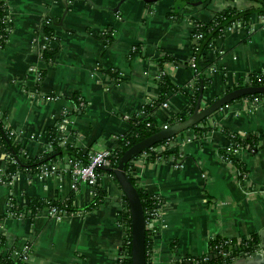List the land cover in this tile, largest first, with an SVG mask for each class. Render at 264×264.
Listing matches in <instances>:
<instances>
[{
  "label": "crops",
  "instance_id": "obj_1",
  "mask_svg": "<svg viewBox=\"0 0 264 264\" xmlns=\"http://www.w3.org/2000/svg\"><path fill=\"white\" fill-rule=\"evenodd\" d=\"M189 1L193 4L6 0L10 33L0 49V118L21 137L22 155L35 158L47 152V133L56 125L65 145L82 154L108 151L130 130V118L157 99L155 82L165 54L185 67L167 66L164 72L187 95L192 92L194 71L187 64L196 23H210L228 9L258 7L251 0ZM47 22L53 26V38L44 34ZM47 47L56 49L48 62L43 58ZM206 57L209 62L202 67L210 87L203 96L205 106L230 88L264 77L260 16L226 30ZM187 95H171L155 112L158 128L186 113ZM208 126L212 130L204 137L191 130L177 136L179 142L190 139L179 155L171 153L162 161L141 155L134 162L139 187L162 205V221L152 235L151 264H195L210 253L214 240L228 239L240 247L254 236L259 238L254 253L223 264H264V101L237 100L212 115ZM226 133L258 138L257 152L246 149L238 157L245 180L243 170L219 157L221 149L231 146ZM175 158L181 160V169L175 168ZM68 160H60L59 170L48 178L20 173L12 186L0 184V238L6 241L1 250L20 261L28 247L25 264H119L127 239L122 223L128 210L125 196L112 176L103 174L99 186L106 198L92 206L93 189L84 184L74 188ZM4 164L0 148V167ZM70 199L74 212L61 221L49 218L46 209L26 214L32 200L65 205Z\"/></svg>",
  "mask_w": 264,
  "mask_h": 264
},
{
  "label": "trees",
  "instance_id": "obj_2",
  "mask_svg": "<svg viewBox=\"0 0 264 264\" xmlns=\"http://www.w3.org/2000/svg\"><path fill=\"white\" fill-rule=\"evenodd\" d=\"M157 0H148V5H152ZM258 4L257 8H251L245 11H238L236 9H228L220 14H218L213 21L210 23H196L195 32H194V41L193 45V55L196 58L197 65L196 69L193 71V82L192 87L193 90L190 94L187 95L185 88L182 86H177L173 84L168 75L166 74L163 77H160L156 80L155 85L159 89V95L157 99H151L149 103L144 107L141 114L135 115L130 118L131 128L130 130L117 138L114 145L109 149L111 153V161L113 165V169H116L120 159L123 157L125 152L135 146L136 144L142 142L143 140L159 133L162 129L157 127V124L154 119L155 112L164 104L167 103L169 97L173 94H184L189 98V106L184 115L180 114L171 118L167 121V126H173L177 123L184 122L188 120L190 117L195 115L197 104L200 98L201 91L203 90V96L205 91L210 87V81L206 78L204 74V68L202 64H208V59L206 57V51L209 50L215 43V41L221 38L226 29L232 26V24L237 22H242L245 25H248L252 19L254 14L259 16L264 15V0H251ZM185 5H191L189 0H184ZM4 3L0 0V34L2 36H9L10 26L6 25V13L3 7ZM44 34L48 38L54 37L53 26H47L44 29ZM200 37V38H199ZM56 53V49L51 47H47L43 53V58L46 62H48L53 55ZM181 61L175 58L171 54H165L159 60V67L161 71H164L167 66H175L180 65ZM189 65V63L187 64ZM252 86V87H264V77H253L250 79V82L243 85H239L238 87H234L233 89H228L226 94L235 91L239 88ZM225 94V95H226ZM242 99L247 100H255L258 99L260 101H264V94H255L251 96L244 97ZM217 100V99H216ZM215 100V101H216ZM212 104V103H210ZM208 105H203V99L201 103V109L208 107ZM64 117L60 119L59 123L63 121ZM208 119H204L200 123H198L191 131L194 132L196 137H204L210 132L212 129L208 126ZM58 126L49 129L48 131V141H49V150L45 152L43 155L35 158H29L27 156L22 155V144L23 141L20 136L17 134H12L11 130L8 129L1 121L0 118V148L2 153L5 156V171L6 175L10 176L16 173H23L29 176H35L41 169L42 166L48 164H54L58 161L62 160L65 157L72 159L73 161H80L84 164L88 163V155L82 154L79 150L75 149L73 146L66 145L65 147L61 145L63 140V135L58 132ZM226 135L231 140V147L235 145H242L244 147H248L249 151L255 153L257 152L261 146L258 142V138L256 137H240L238 135L232 133H226ZM169 140L164 141L155 145L151 149H156L160 147H166ZM149 149L147 152H150ZM230 147L221 149L219 151V157L221 160L226 161L227 158H232L233 152L229 150ZM179 155L178 151L169 152L165 151L163 156L167 157L170 154ZM138 159L135 158L133 161L129 162L126 166V175L132 185L135 187L137 194L140 198V202L143 209V215L145 222L147 223L150 220V213L156 203L154 200L155 197L149 195L145 190L139 187L137 178L133 175L134 172V162ZM235 167H237L240 171L243 170L241 163L232 162ZM98 173L100 175L108 174L112 176L114 181L118 184V181L115 179L114 170H104L102 168L98 169ZM97 196L93 200L92 206H99L106 198V193L102 188L98 185L96 187ZM126 200V198H125ZM57 206L60 209H63L64 206L59 201L45 202L32 200L28 206V209L31 211L33 215H37L41 213L48 206ZM67 208L68 211L74 212L72 208V199L68 201ZM122 223L124 224L127 232V238L129 241V255L131 256V214L128 210L125 211L122 215ZM5 238H0V264H24L22 261H13L10 255H4L1 250V247L5 244ZM216 242H212L211 246H213ZM259 243V238L254 236L252 241L246 242L242 244L240 247L233 248V255L228 259H221L220 256L214 252L210 251L204 257L198 259L199 264H223L224 261L226 263H230L232 259H235L239 255H244L245 253H254L256 251L257 244ZM153 240L152 233L146 229L145 235V246H146V255H147V264H148V251L152 248ZM207 259L204 261V259ZM131 259L126 260L125 264H130ZM178 264H186V262H181Z\"/></svg>",
  "mask_w": 264,
  "mask_h": 264
},
{
  "label": "built area",
  "instance_id": "obj_3",
  "mask_svg": "<svg viewBox=\"0 0 264 264\" xmlns=\"http://www.w3.org/2000/svg\"><path fill=\"white\" fill-rule=\"evenodd\" d=\"M4 5V11L6 13V25L9 26V21H8V17H7V4H6V0H1ZM261 20L264 22V15L260 16ZM243 23L242 22H237L232 24V26H230L229 28H227L226 30H232L234 29L237 25L241 26ZM47 25L49 26V22H47ZM196 28V27H195ZM200 38V37H199ZM8 41V37L7 36H2L0 34V49L3 48V46L7 43ZM190 67L194 70L196 69V65H197V61L196 58L194 57V55L192 54V57L190 59L189 62ZM166 73L164 71H161V74L159 76L163 77L165 76ZM254 101H259L258 99H255ZM83 106V104H82ZM126 119L128 120V118L126 117ZM167 127V126H165ZM59 132L62 133L61 129L59 128ZM12 134H14L13 132H11ZM63 135V140H62V146H66V141H65V137L64 134ZM190 141V139H187L186 141L181 140L180 142L176 140V137L169 140L167 146L164 147H160V148H156V149H151L150 152H145L142 155L145 157V159L148 160H154V161H162L163 158L165 156H163L165 151H169V152H174V151H178L180 153V149H182L185 146V142L188 143ZM232 152H233V156L232 158H227L226 161L229 163L232 162H240L239 160V155L242 151H245L246 149H248V147H244L242 145H235L234 147L229 146ZM249 150V149H248ZM22 152L23 149H22ZM24 155V154H23ZM111 153L108 150H103V151H97L92 153L91 155H89L88 158V163L84 164L80 161H73L72 159L68 160V169H69V173L70 176L75 184L74 188L77 189V185L80 184H84V185H88L89 187H91L93 189V194L96 197L97 196V192H96V187L99 185V181H100V174L98 173V169L100 168H109V169H113V165H112V161H111ZM60 161H58L57 163L54 164H48V165H44L41 167L40 171L36 174V176H38L41 179H45L48 178L52 175H55L56 172L59 170V165H60ZM183 166L181 164V160H179L178 158H175V168L176 169H181ZM245 171H242V179L245 180L247 179V174L244 173ZM19 172L13 175H6V171H5V165L0 167V184L1 185H7V186H12L14 183V179H16L19 176ZM134 175V172H133ZM94 197V198H95ZM154 200L156 201L151 213H150V220L146 223V229L148 231H150L152 233V235H154L155 233H157V225L158 223L160 224L162 221V205H161V201L158 198H154ZM64 206L63 209H60L57 206H48L46 208V214L48 215L49 218L54 219L56 221H61L62 219H64L67 215L71 214L70 211H68L67 205L62 204ZM30 213L31 211L28 210V212L26 214ZM17 217L22 218L23 217V213H18ZM153 237V236H152ZM213 242H216L213 246H211V250L216 252L221 259H226V258H231L233 255V248L235 246V243H233L231 240L228 239H220V240H214ZM132 245V244H131ZM128 246H129V241L128 238L126 239L125 242V246L123 247V252L120 256L119 259V264H125L126 260L131 259L132 256L129 255V250H128ZM152 249V248H151ZM151 249L148 251V264L152 263V252ZM252 253H245L244 255H251ZM29 258V248L25 247L22 251V253L19 255L18 259L20 261H22L24 264L28 261ZM207 260L206 258L204 259V261ZM195 264H199V261H194ZM132 264V260L131 263Z\"/></svg>",
  "mask_w": 264,
  "mask_h": 264
},
{
  "label": "water",
  "instance_id": "obj_4",
  "mask_svg": "<svg viewBox=\"0 0 264 264\" xmlns=\"http://www.w3.org/2000/svg\"><path fill=\"white\" fill-rule=\"evenodd\" d=\"M181 67H185L182 63ZM264 94V87H252L246 86L232 91L222 97L218 98L208 107L201 109V103L203 99V90L201 91L200 98L197 104L196 113L188 120L177 123L170 127H164L162 130L136 144L125 152L120 159L116 169L102 168L110 171L114 170L115 179L118 181L126 201L128 203L129 211L131 214V260L132 264H147L145 235H146V222L143 215V209L140 202V198L126 175V166L129 162L135 158L140 157L143 153L153 148L155 145L167 140H171L187 131L192 130L198 123L204 119L210 118L217 111L225 108L227 105L240 100L244 97ZM262 241L264 242V231L260 233ZM191 264V263H186Z\"/></svg>",
  "mask_w": 264,
  "mask_h": 264
}]
</instances>
